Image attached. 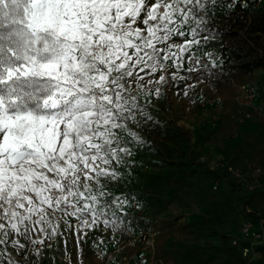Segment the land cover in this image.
<instances>
[{
  "label": "snow or ice",
  "instance_id": "obj_1",
  "mask_svg": "<svg viewBox=\"0 0 264 264\" xmlns=\"http://www.w3.org/2000/svg\"><path fill=\"white\" fill-rule=\"evenodd\" d=\"M216 5L0 0V264H41L60 240L67 264H84L89 232L126 229L129 199L110 186L145 143L132 126L181 71L209 67L192 49L215 39Z\"/></svg>",
  "mask_w": 264,
  "mask_h": 264
},
{
  "label": "rangeland",
  "instance_id": "obj_2",
  "mask_svg": "<svg viewBox=\"0 0 264 264\" xmlns=\"http://www.w3.org/2000/svg\"><path fill=\"white\" fill-rule=\"evenodd\" d=\"M226 1L217 0L207 15V28L215 36L210 40L212 44H207L215 49L211 60L202 52L205 48L192 52L210 63L214 61L215 67L235 78L236 84L241 80L257 91L256 84L264 86V78L260 82L253 72L242 75L224 68L223 48L239 45L246 39L233 35L234 14L226 7ZM261 3L257 1L252 12ZM260 36L258 52L262 54L264 33ZM199 68L193 73L181 71L186 80L164 85L160 97L145 104L152 119L132 126L145 143L133 148V155L126 158L129 163L118 169L122 173L120 181L110 186L114 195L123 194L129 199L126 208L123 205L122 211L116 209L126 229L113 231L101 226L89 232L82 245L84 264H105L100 252L110 249L112 241L128 252L139 251L141 246L131 249L127 243L129 232L141 230L151 233L154 241L147 264H264V147L260 142L264 138L259 137L260 133L264 137V120L253 116L261 126L248 129L251 118H246L240 107L233 112L234 102L250 107L241 99L236 84L219 73L214 81L208 82V68ZM189 84L193 87L188 88ZM213 99L215 105L208 103ZM170 160H195L197 164L184 170L175 163L174 174L160 177L169 170ZM221 164L232 166L234 174ZM218 168L224 176L211 181L208 172ZM251 214L257 219L251 217L252 222L262 228L263 240L244 255L232 241L238 239L240 226ZM194 215L199 217L197 223ZM228 215V224H224ZM231 229H235V234L229 239L213 235L216 231L217 235L223 231L230 233ZM69 243L74 245L75 238L69 236ZM53 257L55 264H67L62 240L58 250H45L41 264H53ZM72 259H76L74 251Z\"/></svg>",
  "mask_w": 264,
  "mask_h": 264
},
{
  "label": "trees",
  "instance_id": "obj_3",
  "mask_svg": "<svg viewBox=\"0 0 264 264\" xmlns=\"http://www.w3.org/2000/svg\"><path fill=\"white\" fill-rule=\"evenodd\" d=\"M242 1L245 2L246 7L240 6ZM257 1L260 0H239V3H237L233 9H230V11L233 12L234 14V21H233L234 23L232 27L235 28L236 30L234 31L233 35L240 38L245 36L246 39L243 41V43L239 45L236 44L223 48L222 51V57L224 58L223 63H224V68L227 71L233 70L238 74L248 75L251 72H253L255 69H259V68L264 69V53L260 54L258 52V48H259L258 43L261 39L260 35L264 33V0H261L262 3L258 6V8L254 12H252V9H254L253 6L254 4L257 3ZM229 2L230 0L226 1V3ZM163 163H162L163 165L162 168L165 169L166 162ZM175 163L177 164V167L179 169H184V170L193 169L197 164L195 160H186L181 162H175L174 160H170L169 165H167V167L169 166V170L167 168V170L163 172L162 175L160 174L159 176L165 178L174 174V172L172 171L173 169L172 167ZM220 171H222V169L218 168L216 171L208 172V175L210 176V180L212 181L213 179L217 181L218 179L222 178L224 175ZM211 181H208L209 184L212 183ZM127 206L128 205L126 204L124 207L126 208ZM192 217L193 220L196 221L195 223H197L198 222L197 219L199 217L197 215H194ZM226 217L227 220L226 221L224 220V224H228L229 215ZM251 217H254L255 220H257L256 216L254 214H251L249 215L250 219H248L247 221L250 220L252 222L253 219L251 220ZM205 221H207V219H205ZM192 224H194V222H192ZM241 227L242 225L240 226V228ZM142 231L145 230L134 232V234L135 233L139 234ZM216 233L217 231L213 234L214 237L219 238L221 236L222 237L221 239H229L230 237H232V235L235 234V229H231L230 233L226 231H223L220 235H217ZM238 235H239L238 238H240L241 229ZM234 247H238L240 252H242L240 246L236 245Z\"/></svg>",
  "mask_w": 264,
  "mask_h": 264
},
{
  "label": "built area",
  "instance_id": "obj_4",
  "mask_svg": "<svg viewBox=\"0 0 264 264\" xmlns=\"http://www.w3.org/2000/svg\"><path fill=\"white\" fill-rule=\"evenodd\" d=\"M261 1V0H260ZM241 4H245L244 1ZM201 58V64H207L209 73L207 74L208 82H212L215 80L216 75L222 74L228 79H230L233 84H236L235 78L228 77L223 72H220L216 67L212 66V63L208 61L205 57ZM199 67V65H197ZM237 89L239 91L241 99L248 105L249 111L246 113V118H252L253 116H257L258 118L264 120V108L261 106L254 105V102L258 99L257 91L251 86L247 84H236ZM208 103L215 105L216 100H209ZM228 173L234 174L235 170L232 166L221 164ZM216 189V186L214 187ZM129 241L127 246L129 248H136L141 246L140 250L137 252H128L126 251L124 246H117L114 241V246L108 250L102 251L100 253H104L102 257L105 259V264H147L149 261L148 255L152 252L154 241L153 236L148 231L140 232L139 234H134L133 232H129ZM263 240V231L262 228H259V223H253L251 221L243 222L241 227V235L240 238H236L233 241L234 246H240L241 251L244 255H247L252 250L253 246L262 242ZM46 250V249H45Z\"/></svg>",
  "mask_w": 264,
  "mask_h": 264
},
{
  "label": "crops",
  "instance_id": "obj_5",
  "mask_svg": "<svg viewBox=\"0 0 264 264\" xmlns=\"http://www.w3.org/2000/svg\"><path fill=\"white\" fill-rule=\"evenodd\" d=\"M202 44H203V42H202ZM207 44H212V43L209 41ZM207 44H203L199 48L193 47V49L197 51L200 48H205L204 50H202L203 53H206V52L214 53L215 52V49L209 47ZM252 75L254 76V78L257 79V81H259L261 78H264V71L262 69H255L253 71ZM260 82H261V80H260ZM238 84H247V85L249 84V85H251L250 83H246V82L241 81V80H239V83ZM256 85H257L256 87H257V93L259 94V97L254 102V105L264 107V86H262V83H258ZM234 104H233L234 105L233 112H235V110H237L236 107H240L241 108L239 110L240 112H244L245 114L248 113L249 109L247 107H245V106L242 107L237 102H234ZM258 122L259 121L257 120L256 117L251 118L249 120V124H247L248 129H249V127H251V128L258 127L257 125H260V124H258ZM259 131L261 132L262 130H259ZM259 137L264 138L262 136V133L259 134ZM260 142H262V146L264 147V140H261ZM113 246H114V243H111V244L108 245L109 248H112Z\"/></svg>",
  "mask_w": 264,
  "mask_h": 264
}]
</instances>
